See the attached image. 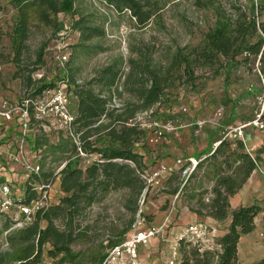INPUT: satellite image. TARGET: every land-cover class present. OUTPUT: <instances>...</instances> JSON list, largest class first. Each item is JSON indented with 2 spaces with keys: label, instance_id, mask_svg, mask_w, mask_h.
I'll return each instance as SVG.
<instances>
[{
  "label": "trees",
  "instance_id": "obj_1",
  "mask_svg": "<svg viewBox=\"0 0 264 264\" xmlns=\"http://www.w3.org/2000/svg\"><path fill=\"white\" fill-rule=\"evenodd\" d=\"M105 1L119 13L130 11L139 27L146 26L162 8L157 0ZM226 1L229 6L218 0H193L196 8L212 10L215 21L203 32L198 44L177 47L167 57V62L156 61L154 52L148 48L137 59L128 60L130 67L126 75L123 74L125 61L119 55L97 70L86 82H79L75 71L69 67L60 81L45 82L33 80L32 73L38 68L36 64L42 61L47 46V42H43L36 52L37 60H29V40L36 32L34 29L42 35L49 31L58 34L77 30L80 40L75 45V51L80 47L93 53L98 50V45L86 43L93 38L107 36L106 18L97 22L88 20V16H84L77 7V0H0V45L7 41L10 51L8 60L15 68L13 78H19L26 90L24 98L17 103L21 104L26 98L36 97L45 90L65 84L75 115L72 128L79 134V144L89 153L97 155L96 160L88 165L81 164L80 157L76 160L71 159V156L65 157L67 163L56 175H45L43 166L48 149L53 153L70 151L76 154L78 144L71 132L64 129L60 130L58 141L53 143H49L48 139L42 141L39 137L33 139L30 135L27 144L31 142L34 161L41 164L42 172L27 175L23 197L15 199L10 194L13 202L31 203L38 196L36 187L53 184L56 176L60 179L62 196L57 202H50L46 209L40 210L31 224L16 229L13 228L15 221L11 213L3 211L0 205L2 231L9 230L6 236L9 248L0 250V264H48L47 257L55 259L59 256L60 263L69 261L71 264H80L79 253L72 244L79 239L90 238L91 230H95L93 235L96 237L102 235L96 232L97 225L83 226L81 218L87 217L89 208L102 202L113 191H126L129 197L124 207L132 212L130 219L126 226H104L106 238L92 252L91 258L95 264H103L110 250L130 236L138 217V201L147 191H152L151 188L145 190L147 184L140 174L154 170L163 162L167 163L164 160L156 161L155 164L149 162L146 143L154 138L152 133L155 129L142 128L140 116L153 111L148 115L158 121L163 106L168 105V109H172L171 104L176 103L184 91L198 88L202 77H217L225 71L226 81H229L232 71L241 66H255L256 62H259L260 71L257 82L260 89H264V0H252L250 5L244 0ZM10 7L14 12L12 20L2 23L1 19L9 13ZM60 13L72 15L69 25L60 18ZM77 14H80L79 18H76ZM205 72L209 74L205 75ZM122 77L125 78L123 83ZM120 83L131 98L120 107H115L111 101L115 92L122 95L118 89ZM34 119L37 118L32 117L31 128ZM259 120L264 124V112ZM166 132L163 131L158 138L155 136V140ZM218 141L220 144L212 151V157L222 155L226 157L223 161L225 164L231 159L239 163L231 173L216 172L213 196L206 202L199 195L196 206H192L191 210L220 221L231 217V223L228 232L215 240L217 249L201 252V246L197 244L187 249L191 243L181 240L179 255L182 254L183 259L180 264H240L238 245L241 237L256 228L254 219L263 210L261 204L244 205L236 209L230 205V196L237 193L258 168L261 156H252L246 151L244 140L219 138ZM233 143L236 145L234 148ZM46 145L49 148L44 149ZM178 171L166 174L164 183L169 174L170 180L178 178L181 174ZM178 184L171 188L172 193L179 192ZM196 196L191 194L190 198ZM58 220L62 226L57 224Z\"/></svg>",
  "mask_w": 264,
  "mask_h": 264
},
{
  "label": "rangeland",
  "instance_id": "obj_2",
  "mask_svg": "<svg viewBox=\"0 0 264 264\" xmlns=\"http://www.w3.org/2000/svg\"><path fill=\"white\" fill-rule=\"evenodd\" d=\"M157 1L162 6L158 14L146 26L139 27L130 11L124 10V12L119 13L105 0H77V7L84 16H88V20L93 19L97 22L106 18L107 36L93 38L86 43L90 46L98 45L96 46L98 48L96 52L91 53L80 47H77L76 52L75 45L80 40L79 31H72V33L61 31L58 34L49 31L42 35L37 29H34L36 32L29 40L31 48L29 60L34 62L37 60L36 52L43 45V42H47V46L42 61L36 64L38 68L32 73L33 80L58 82L61 76L65 74L66 68L69 67L70 70L75 71L79 82H86L95 75L97 70L108 65L119 55L125 61L123 74L126 75L130 67L128 60L130 58L137 59L140 53L148 50V48L154 52L153 56L156 61L163 60L167 62V57L173 54L177 47L198 44L203 32H206L215 21L212 10L196 8L193 0ZM218 1L229 6L226 0ZM244 2L250 5L252 0H244ZM13 14L14 12L10 7L9 13L4 15L1 22L10 23ZM79 17L80 14H77L76 18ZM60 18L69 25L72 15L60 13ZM4 42L0 45V98H6L17 103L24 98L26 90L19 78H13L15 68L8 60L10 51L7 48V41ZM60 51L67 55V60L61 62L58 59ZM258 66L259 62H256L255 66H241L240 69L231 72L229 81H226L225 71H222L217 77H202L199 80L201 83L197 89L184 91L178 101L171 104L173 105L172 109L169 110L168 105H164L163 111H160L158 121L167 123L170 120L175 129L167 131L157 141L151 138L152 140L150 139L149 143H146L149 162L155 164L156 161L164 160L178 171L177 160L179 158L185 160V162L189 157L203 159L185 184L182 174H179V177L175 178V182H173L175 185L179 183V191L181 192L178 198L181 197L183 203L187 206L195 207L199 195L208 202L213 196L212 188L217 179L216 172L231 173L239 163L233 162V159H231L225 164L223 161L226 160V157L222 155L217 156L218 158L212 157L210 152L217 148L220 141L216 144H210L207 150L202 149V145L206 142L205 140L210 133L215 132L217 133L216 137L225 140H244L246 151L252 156L263 145H259L258 142L253 145L255 131L264 128L261 125L263 123L259 120L264 112V89H260V84L257 82L258 74H260ZM207 74L209 72L205 75ZM122 78L123 83L125 78ZM122 83L118 86L119 91H122V95L115 92L111 101L112 106L120 107L131 98L130 94L123 91ZM262 84L264 86V79ZM96 87L99 88V86ZM254 87H257V89H254ZM71 97L73 96L71 95ZM140 119V121L144 120L146 122L149 120L146 113H143ZM31 129V138L33 139L37 137L41 138L42 141L48 139L49 143L58 141L60 130L53 128L51 125L45 126L43 122L34 119ZM239 131H242L241 135ZM73 135L78 137L74 130ZM152 135L153 137L158 136L155 133H152ZM30 144L31 142L25 144L26 150L31 152L32 157L30 159L34 160L33 147ZM235 146L233 143L232 148ZM46 148H49L48 145L44 149ZM191 152L194 153L191 154ZM45 156L47 158L44 161L43 173L45 175L50 173L56 175L67 163L65 157L71 156V159L76 160L78 151L76 154H71L70 151H56L53 153L48 149ZM7 161L14 164L12 158L6 160V163ZM80 161L81 164L85 165L82 160ZM20 172L25 178L29 174L27 171ZM178 172L180 173V171ZM55 178L49 189L51 202H57L62 196L59 186L60 179L57 176ZM165 186L166 184L161 189L147 191L139 199V209L136 217L140 214L144 225L152 217V215H146L147 207L166 188ZM191 194L197 196L191 199ZM128 197L126 191H113L102 202L90 207L87 217L81 218L83 226L86 224L97 225L96 232L102 233V235L96 237L93 235L95 230H91L90 238H82L72 244L73 249L79 253L80 264H95L91 256L93 250L98 248L103 243V239L106 238L103 233L105 231L104 226L114 224L120 227L126 226L132 214L124 207ZM2 223L3 221L0 219V250H7L9 248L6 240L7 233L2 231ZM57 224L62 226L60 220L57 221ZM214 238L217 239V237ZM213 242L214 240L208 245H200V251L217 249L215 242ZM191 246L196 245L190 244L187 249H190ZM180 256L179 264L183 259L182 254ZM60 258V256L55 259L47 257L48 264H71L69 261L60 263ZM262 260H264V256L253 264L260 263Z\"/></svg>",
  "mask_w": 264,
  "mask_h": 264
},
{
  "label": "built area",
  "instance_id": "obj_3",
  "mask_svg": "<svg viewBox=\"0 0 264 264\" xmlns=\"http://www.w3.org/2000/svg\"><path fill=\"white\" fill-rule=\"evenodd\" d=\"M257 1V0H255ZM58 59L63 62L68 59L67 55L60 51ZM153 111L146 113L149 118L148 122L140 121L142 128L155 129L154 133L160 135L163 131L174 130L175 126L171 121L167 123H160L153 118L149 117ZM35 116L41 120L44 125H51L58 130L70 131L73 135L72 123L75 119V115L70 107V96L66 90V85L61 84L51 89L45 90L43 93L36 97L26 98L21 104L11 102L8 99L0 98V117L6 121H11L17 118L19 123V129L21 135L17 148L11 153V158L15 162L21 163L28 173L40 174L42 172V166L38 162L30 159L27 150L26 143L32 133L31 121ZM264 126V124H261ZM242 134V131H239ZM74 136V135H73ZM74 136L76 144H78V157L84 162L85 165L91 164L96 160L97 155L91 154L86 151L79 144V135ZM158 138V136H156ZM155 140V137L152 138ZM151 139V140H152ZM203 159L197 157L189 158L186 162L179 158L177 160L178 169L184 178V184L192 176L196 167ZM175 171L174 167L163 162L160 166L154 170H147L141 173L142 178L147 184L148 188L152 190L161 189L164 185V177L166 174ZM52 183L43 185L40 184L36 187L37 197L29 204H16L11 197L10 182H6L0 185V191L2 196L1 209L3 211L11 212V216L15 221L13 228H21L32 223L36 214L43 209H46L51 202V194L49 189ZM181 191L176 195V199ZM134 228L129 237L123 240L122 243L114 246L106 256L103 264H140L139 250L142 245H146L149 239L161 232V229L155 227L144 228L143 220L140 218V214L134 223ZM181 240L190 242L197 245H208L212 243L215 238L213 237V228L207 222H195L185 227L178 235V241L173 245L171 251V259L168 264H179V243ZM213 242V243H214Z\"/></svg>",
  "mask_w": 264,
  "mask_h": 264
},
{
  "label": "crops",
  "instance_id": "obj_4",
  "mask_svg": "<svg viewBox=\"0 0 264 264\" xmlns=\"http://www.w3.org/2000/svg\"><path fill=\"white\" fill-rule=\"evenodd\" d=\"M0 125V129H3L0 130V185L10 182L11 195L15 199H21L26 179L20 171H26V169L19 162L14 161V164H10L7 161L6 163V160L11 158V153L15 151L19 142V123L17 118L6 121L0 117ZM216 134L215 132L209 134L205 140L206 142L202 145V149L205 148L207 150L210 144L219 142ZM257 142L259 145L263 144L254 154L261 156L260 164L240 190L230 196L232 209L250 204H261L263 206V210L254 219L256 228L242 236L239 242L240 264H253L264 256V128H259L255 131L253 145ZM27 153L30 157L31 152L27 150ZM193 153L191 152V154ZM210 153H212V150ZM169 175H167V181L164 183L166 188L147 207L146 215H152V217L146 222L144 228L155 227L161 229V232L151 237L146 245L140 247V264H168L172 257V247L178 241L179 232L196 221L209 223L213 228V237H221L226 234L231 223V217L220 221L213 217L199 215L196 211L191 210L192 206L184 204L181 197L176 199V194L170 191L175 186L173 184L175 180H170ZM1 201L0 191V205ZM3 232L8 234L9 230H4Z\"/></svg>",
  "mask_w": 264,
  "mask_h": 264
}]
</instances>
